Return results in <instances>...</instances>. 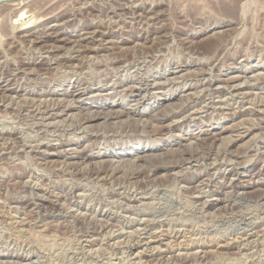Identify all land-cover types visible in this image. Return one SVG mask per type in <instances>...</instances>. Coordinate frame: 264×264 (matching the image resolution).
I'll use <instances>...</instances> for the list:
<instances>
[{"label": "rangeland", "instance_id": "1", "mask_svg": "<svg viewBox=\"0 0 264 264\" xmlns=\"http://www.w3.org/2000/svg\"><path fill=\"white\" fill-rule=\"evenodd\" d=\"M1 12L0 264H264V0Z\"/></svg>", "mask_w": 264, "mask_h": 264}, {"label": "bare ground", "instance_id": "2", "mask_svg": "<svg viewBox=\"0 0 264 264\" xmlns=\"http://www.w3.org/2000/svg\"><path fill=\"white\" fill-rule=\"evenodd\" d=\"M12 3V2H11ZM50 3V2H49ZM53 4V3H52ZM16 5V4H15ZM18 5V4H17ZM20 5V4H19ZM18 5V6H19ZM36 5V4H35ZM84 6V5H83ZM45 7V6H44ZM147 8V7H146ZM150 8V7H149ZM20 10V9H19ZM5 11V10H4ZM7 11V10H6ZM27 11V10H26ZM30 11H31V9H30ZM35 12V10L33 9L32 10V12ZM38 11V10H37ZM40 11V10H39ZM42 11V10H41ZM51 11V10H50ZM33 12V13H34ZM32 13V14H33ZM68 13V12H67ZM0 14H2V12L0 13ZM6 14V13H5ZM5 14H2V15H5ZM8 14V13H7ZM131 14V13H130ZM156 14V13H155ZM34 15V14H33ZM32 15V16H33ZM1 16V15H0ZM40 16V15H39ZM2 17V16H1ZM6 16H4V18H5ZM16 17H19V18H17V20H19V19H21V17L22 16H16ZM35 17V16H34ZM43 17H44V15H43ZM141 17V16H140ZM150 17V16H149ZM3 18V19H4ZM70 19V18H69ZM68 19V20H69ZM88 19V18H87ZM147 19V18H146ZM6 20V19H5ZM9 20H10V18H9ZM14 20H16V19H14ZM28 20H30V21H26L25 23H23L22 24V28L20 27V29L21 30H26L28 27H29V23L32 21L31 20V17L28 19ZM40 20V19H39ZM46 20V19H45ZM65 20V19H64ZM36 21V20H35ZM43 22H44V20H43ZM80 22V21H79ZM8 23V22H7ZM35 23V22H34ZM39 23H40V21H39ZM84 24V23H83ZM140 24V23H139ZM34 25V24H33ZM69 25V24H68ZM1 26H3V25H1ZM0 26V27H1ZM75 26V25H74ZM92 27V26H91ZM50 28V27H49ZM147 28V27H146ZM142 29V28H141ZM35 30V29H34ZM60 30V29H59ZM91 30V29H90ZM84 31V30H83ZM92 31V30H91ZM100 33V32H99ZM43 34H44V32H43ZM85 34L87 35V34H89V35H91V36H89V38H92V37H94V31L93 32H85ZM38 36V35H37ZM37 36H35V38H37ZM39 36H40V34H39ZM43 36V35H42ZM84 36V37H83ZM83 36H81V38H79V39H87L88 37L86 36L85 37V35H83ZM29 37H30V35H29ZM42 38V37H41ZM58 38V37H57ZM43 39V38H42ZM154 39V38H153ZM62 40V38H59V39H56V41H61ZM155 40V39H154ZM12 41V40H11ZM44 41V40H43ZM119 42V41H118ZM8 43V42H7ZM66 43V42H65ZM134 43H135V41H134ZM140 43V42H139ZM19 44V43H18ZM75 44V43H74ZM141 44V43H140ZM143 45V44H142ZM21 46V45H20ZM104 46V45H103ZM9 47V46H8ZM59 47V46H58ZM87 47V46H86ZM97 47V46H96ZM76 48V47H75ZM92 48V47H91ZM95 48V47H94ZM36 49V48H35ZM63 49V48H62ZM71 49V48H70ZM77 49H78V47H77ZM128 49V48H127ZM228 49V48H227ZM66 50V49H65ZM246 50V49H245ZM24 51V50H23ZM64 51V50H63ZM67 54V53H66ZM36 55V54H35ZM49 55V54H48ZM61 55V54H60ZM59 55V56H60ZM79 56V55H78ZM98 56V55H97ZM150 56V55H149ZM88 57H89V55H88ZM198 57V56H197ZM58 58V57H57ZM52 59V58H51ZM47 61V60H46ZM104 61V60H103ZM207 64V63H206ZM213 66V65H212ZM211 66V67H212ZM264 66V65H263ZM141 67V66H140ZM256 67V66H255ZM211 69V68H210ZM206 70V69H205ZM187 71H188V69H187ZM208 72V71H207ZM258 72V71H257ZM200 73V72H199ZM260 73V72H259ZM258 73V74H259ZM257 74V75H258ZM261 74V73H260ZM260 74L258 75V76H260ZM256 75V74H255ZM256 75V76H257ZM188 77V76H187ZM186 77V78H187ZM193 78V77H192ZM233 78V77H232ZM255 78V77H254ZM176 79V78H175ZM209 79V78H208ZM227 79V78H226ZM257 79V78H256ZM263 79V78H262ZM246 80V79H245ZM6 81V80H5ZM161 81V80H160ZM159 81V82H160ZM75 82V81H74ZM154 82V81H153ZM242 82V81H241ZM250 82V81H249ZM243 83V82H242ZM202 84V83H201ZM248 84V83H247ZM113 85V84H112ZM215 85V84H214ZM226 85V84H225ZM262 85V84H261ZM136 86V85H135ZM221 86V85H220ZM129 87V86H128ZM233 87V86H232ZM130 88V87H129ZM168 88V87H167ZM215 88V87H214ZM210 89V88H209ZM117 90V89H116ZM119 90V89H118ZM194 90V89H193ZM197 90V89H196ZM200 90H201V88H200ZM248 90V89H247ZM83 91V90H82ZM151 91V90H150ZM160 91V90H159ZM192 91V90H191ZM76 92H78V91H76ZM193 92V91H192ZM75 93V92H74ZM83 92H79V93H75L74 95H77V96H79V95H81ZM197 93V92H196ZM201 93V92H200ZM232 93H234V92H232ZM237 93V92H236ZM145 94V93H144ZM186 94V93H185ZM195 94V93H194ZM206 94V93H205ZM256 94V93H255ZM254 94V96H256ZM18 95V94H17ZM193 95V94H192ZM197 95V94H196ZM236 95H238V94H236ZM260 95V94H259ZM120 96V95H119ZM238 96H240L241 97V95H238ZM253 96V95H252ZM24 97V96H23ZM82 97V96H81ZM30 98V97H29ZM42 98V97H41ZM77 98V97H76ZM236 98V97H235ZM259 98H260V96H259ZM36 99V98H35ZM71 99V98H70ZM80 99V98H79ZM182 99V98H181ZM222 99V98H221ZM21 100V99H20ZM25 100V99H24ZM44 100V99H43ZM61 100H62V98H61ZM251 100V99H250ZM264 100V99H263ZM71 101V100H70ZM181 101V100H180ZM252 101H253V98H252ZM13 102V101H12ZM62 102V101H61ZM65 102V101H64ZM74 102V101H73ZM191 102V101H190ZM233 102V101H232ZM254 102V101H253ZM160 103V102H159ZM181 103V102H180ZM8 104V103H7ZM22 104V103H21ZM73 104V103H72ZM256 104V103H255ZM259 104V103H258ZM27 105V104H26ZM51 105V104H50ZM57 105V104H56ZM135 105V104H134ZM181 105V104H180ZM6 106V105H5ZM220 106V105H219ZM56 107V106H55ZM243 107V106H242ZM201 108V107H200ZM204 108V107H203ZM116 109V108H115ZM120 109V108H119ZM167 109V108H166ZM241 109V108H240ZM264 109V108H263ZM57 110V109H56ZM96 110V109H95ZM113 110V109H112ZM163 110H165V109H163ZM43 111V110H42ZM117 111V110H116ZM110 112H111V110H110ZM115 112V111H114ZM113 112V113H114ZM159 112V111H158ZM171 112V111H170ZM205 112V111H204ZM28 113V112H27ZM44 113V112H43ZM73 113V112H72ZM82 113V112H81ZM105 113V112H104ZM117 113V112H116ZM122 113V112H121ZM134 113V112H133ZM35 114V113H34ZM49 114V113H48ZM95 114V113H94ZM93 114V115H94ZM189 114V113H188ZM37 115V114H36ZM39 115V114H38ZM55 115V114H54ZM63 115V114H62ZM86 115V114H85ZM92 115V116H93ZM113 115H115V113L113 114ZM35 116V115H34ZM91 116V117H92ZM97 116H100V115H97L96 114V116L94 115L93 117H92V119L93 118H95V117H97ZM105 116V115H104ZM192 116V115H191ZM190 116V117H191ZM70 117V116H69ZM74 117H76V116H74ZM90 117V118H91ZM33 118V117H32ZM66 118V117H65ZM77 118V117H76ZM143 118V117H142ZM244 118V117H243ZM243 118H241V119H243ZM248 117H246V119H247ZM63 119V118H62ZM139 119V118H138ZM183 119V118H182ZM259 119V118H258ZM88 120H89V118H88ZM116 120V119H115ZM125 120V119H124ZM40 121V120H39ZM55 121H56V119H55ZM62 121V120H61ZM67 121V120H66ZM74 121V120H73ZM72 121V122H73ZM83 121V120H82ZM133 121V120H132ZM134 121H137V120H134ZM239 121H241V120H239ZM249 121V120H248ZM46 122V121H45ZM59 122V121H58ZM77 122V121H76ZM102 122V121H101ZM209 122V121H208ZM244 122V121H243ZM258 122V121H257ZM52 123V122H51ZM62 123V122H61ZM70 123V122H69ZM100 123V122H99ZM172 123V122H171ZM240 123H242V122H240ZM35 124V123H34ZM80 124V123H79ZM85 124V123H84ZM103 124V123H102ZM258 124V123H257ZM72 125V124H71ZM156 125V124H155ZM154 125V126H155ZM244 125V124H243ZM31 126H32V124H31ZM67 126V125H66ZM95 126V125H94ZM229 126V125H228ZM145 127V126H144ZM152 127V126H151ZM158 127V126H157ZM77 128V127H76ZM155 128V127H154ZM63 129V128H62ZM234 129V128H233ZM199 130V129H198ZM222 130V129H221ZM243 130V129H242ZM102 131V130H101ZM105 131V130H104ZM249 131V130H248ZM108 132V131H107ZM247 132V131H246ZM71 134V133H70ZM228 135V134H227ZM255 135V134H254ZM253 135V136H254ZM82 136V135H81ZM84 136V135H83ZM198 136V135H197ZM230 136V135H229ZM191 137V136H190ZM220 137H221V135H220ZM223 137V136H222ZM239 137V136H238ZM48 138V137H47ZM50 139V138H49ZM205 139V138H204ZM217 139H219V138H217ZM222 139V138H221ZM35 140V139H34ZM37 140V139H36ZM199 140V139H198ZM228 140V139H227ZM6 141V140H5ZM42 142H43V140H41ZM52 141V140H51ZM189 141V140H188ZM39 142V141H38ZM86 142V141H85ZM89 142V141H88ZM87 142V143H88ZM101 142V141H100ZM223 142V141H222ZM229 142V141H228ZM192 143V142H191ZM246 143V142H245ZM48 144V143H47ZM238 144V143H237ZM87 145V144H86ZM188 145H190V144H188ZM201 145V144H200ZM242 145H246V144H242ZM217 146V145H216ZM222 146V145H221ZM224 146V145H223ZM85 148V147H84ZM174 148V147H173ZM202 148V147H201ZM247 148V147H246ZM198 149V148H197ZM179 150V149H178ZM90 152V151H89ZM117 152V151H116ZM106 153V152H105ZM151 153V152H150ZM191 153V152H190ZM145 154V153H144ZM165 154V153H164ZM233 154V153H232ZM247 154V153H246ZM143 156V155H142ZM155 156V155H154ZM154 156H152V157H154ZM223 157V156H222ZM125 158V157H124ZM129 158V157H128ZM188 158V157H187ZM202 158V157H201ZM215 158V157H214ZM225 158V157H224ZM104 159V158H103ZM135 159V158H134ZM191 159V158H190ZM83 160V159H82ZM101 160V159H100ZM133 160V159H132ZM182 160V159H181ZM199 160V159H198ZM222 160V159H221ZM228 160H229V157H228ZM233 160V159H232ZM57 161V160H56ZM190 161V160H189ZM226 161H227V159H226ZM58 162V161H57ZM109 162V161H108ZM127 162V161H126ZM133 162V161H132ZM131 162V163H132ZM147 162V161H146ZM179 162V161H178ZM184 162V161H183ZM193 162V161H192ZM200 162V161H199ZM213 162V161H212ZM247 162V161H246ZM54 163V162H53ZM68 163V162H67ZM71 163V162H70ZM90 163V162H89ZM100 163V162H99ZM204 163H205V161H204ZM207 163V162H206ZM85 164H87V163H85ZM129 164V163H128ZM195 164V163H194ZM215 164V163H214ZM60 165V164H59ZM62 165H63V163H62ZM93 165V164H92ZM100 165V164H99ZM143 165V164H142ZM189 165V164H188ZM220 165V164H219ZM70 166H71V164H70ZM84 166V165H83ZM187 166V165H186ZM190 166H192V165H190ZM81 167H82V165H81ZM116 167V166H115ZM133 167V166H132ZM170 167V166H169ZM183 167V166H182ZM217 167V166H216ZM88 168V167H87ZM112 168V167H111ZM223 168H224V166H223ZM39 169V168H38ZM77 169V168H76ZM236 169V168H235ZM110 170H112V169H110ZM123 170V169H122ZM121 170V171H122ZM141 170V169H140ZM149 170V169H148ZM190 170V169H189ZM106 172V171H105ZM111 172V171H110ZM151 172V171H150ZM149 172V173H150ZM177 172H179V171H177ZM26 174V173H25ZM163 174V173H162ZM30 175V174H29ZM101 176V175H100ZM260 176V175H259ZM102 177V176H101ZM100 177V178H101ZM181 177V176H180ZM139 179V178H138ZM25 180V179H24ZM26 181H27V179H26ZM31 181V180H30ZM228 181H230V180H228ZM21 182V181H20ZM25 182V181H24ZM27 183H28V181H27ZM228 183V182H227ZM36 184H37V182H36ZM69 184V183H68ZM155 186V185H154ZM43 187V186H42ZM43 189V188H42ZM47 189V188H46ZM82 189V188H81ZM138 189V188H137ZM179 189V188H178ZM140 190V189H139ZM141 191V190H140ZM223 191V190H222ZM136 192V191H135ZM140 193V192H139ZM51 194V193H50ZM59 195V194H58ZM72 195V194H71ZM179 195V194H178ZM41 196V195H40ZM136 196H138V195H136ZM143 196V195H142ZM209 196V195H208ZM239 196V195H238ZM140 197V196H139ZM144 197V196H143ZM194 197V196H193ZM240 197V196H239ZM238 198V197H237ZM238 200V199H237ZM138 201V200H137ZM142 203H143V201H142ZM137 204V203H136ZM145 204V203H144ZM147 204H148V202H147ZM130 205V204H129ZM149 205V204H148ZM202 205V204H201ZM243 205V204H242ZM242 205H241V207H242ZM45 206V205H44ZM150 206V205H149ZM217 206V205H216ZM229 207V206H228ZM121 208V207H120ZM132 208V207H131ZM150 208H151V206H150ZM160 208V207H159ZM181 208V207H180ZM42 210V209H41ZM76 210V209H75ZM139 210V209H138ZM156 210V209H155ZM178 211V210H177ZM230 211V210H229ZM259 211V210H258ZM257 211V212H258ZM93 212V211H92ZM137 212V211H136ZM168 212V211H167ZM184 212V211H183ZM240 212V211H239ZM171 213V212H170ZM229 213V212H228ZM236 213V212H235ZM131 214V213H130ZM140 214H142V213H140ZM222 214V213H221ZM163 215H165V214H163ZM205 215H206V213H205ZM215 215V214H214ZM133 216V215H132ZM170 216V215H169ZM168 216V217H169ZM175 216V215H174ZM211 216V215H210ZM232 216V215H231ZM258 216V215H257ZM137 217V216H136ZM163 217V216H162ZM166 217V216H165ZM167 217V218H168ZM241 217V216H240ZM247 217V216H246ZM256 217V216H255ZM260 217V216H259ZM131 218V217H130ZM160 218V217H159ZM172 218V217H171ZM216 218V217H215ZM227 218V217H226ZM239 218V217H238ZM106 219V218H105ZM141 219V218H140ZM178 219V218H177ZM209 219V218H208ZM213 219V218H212ZM235 219V218H234ZM233 219V220H234ZM241 219V218H240ZM251 219V218H250ZM10 220V219H9ZM19 220H21V219H19ZM137 220V219H136ZM141 220H143V219H141ZM151 220V219H150ZM180 220V219H179ZM178 220V221H179ZM210 220V219H209ZM221 220V219H220ZM227 220V219H226ZM230 220V219H229ZM29 221V220H28ZM121 221V220H120ZM211 221V220H210ZM224 221V220H223ZM250 221V220H249ZM17 222V221H16ZM21 222V221H20ZM143 222V221H142ZM146 222V221H145ZM170 222V221H169ZM219 222V221H218ZM137 223V222H136ZM240 223V222H239ZM27 224V223H26ZM205 224V223H204ZM209 224V223H208ZM15 225V224H14ZM120 225V224H119ZM133 225V224H132ZM206 225V224H205ZM216 225V224H215ZM264 225V224H263ZM160 226V225H159ZM188 226V225H187ZM16 227V226H15ZM120 227V226H119ZM28 228V227H27ZM139 228V227H138ZM143 228V227H142ZM182 228H183V226H182ZM187 228V227H186ZM211 228V227H210ZM125 229V228H124ZM137 229V228H136ZM198 229V228H197ZM204 229V228H203ZM247 229H249V228H247ZM27 230V229H26ZM141 230V229H140ZM259 230V229H258ZM197 231V230H196ZM195 231V232H196ZM207 231V230H206ZM210 231V230H209ZM231 231V230H230ZM122 232V231H121ZM238 232V231H237ZM31 233V232H30ZM99 233V232H98ZM130 233V232H129ZM128 233V234H129ZM132 233V232H131ZM130 233V234H131ZM189 233V232H188ZM248 233V232H247ZM180 234V233H179ZM111 235V234H110ZM138 235V234H137ZM170 235V234H169ZM177 235V234H176ZM202 235V234H201ZM211 235V234H210ZM237 235V234H236ZM250 235V234H249ZM143 236V235H142ZM148 236V235H147ZM193 236V235H192ZM223 236V235H222ZM242 236V235H241ZM140 237V236H139ZM156 237H157V241H166V240H171L172 239V237H170V236H168V235H166V234H161V235H156ZM181 237H184V236H181ZM197 237V236H196ZM240 237V236H239ZM255 237V236H254ZM153 238V237H152ZM169 238V239H168ZM174 238V237H173ZM175 238H180V237H175ZM229 238V237H228ZM236 237H234V239H235ZM241 238H243V237H241ZM106 239V238H105ZM154 239V238H153ZM115 240V239H114ZM131 240V239H130ZM155 240V239H154ZM239 240V239H238ZM94 241V240H93ZM125 241V240H124ZM144 241V240H143ZM110 242V241H109ZM123 242V241H122ZM146 242H151V240L149 239L148 241H146ZM172 242V241H171ZM170 242V243H171ZM108 243V242H107ZM243 243V242H242ZM150 244V243H149ZM178 245H179V247H181V246H183V247H185V248H187L186 246H184V244L183 243H177ZM217 244V243H216ZM218 244H220V243H218ZM90 245V244H89ZM109 245V244H108ZM123 245V244H122ZM141 245V244H140ZM168 245V244H167ZM172 245V244H171ZM113 246V245H112ZM176 245H174V246H172V247H175ZM195 246V245H194ZM222 248L223 247H226V245H220ZM228 246V245H227ZM244 246V245H243ZM251 246H253V245H251ZM108 247H110V246H108ZM121 247V246H120ZM160 247V246H159ZM179 247H177V249L179 248ZM197 249H205V248H207V247H211V246H209V245H197V246H195ZM216 247V246H215ZM218 247V246H217ZM149 248V247H148ZM157 248V247H156ZM219 248V247H218ZM92 249V248H91ZM135 251L138 249V246L136 245L135 246ZM147 249V248H146ZM151 249V248H150ZM188 249V248H187ZM208 249V248H207ZM217 249V248H216ZM236 249V248H235ZM262 249V248H261ZM87 250V249H86ZM94 250V249H93ZM222 250V249H221ZM141 251V250H140ZM87 252V251H86ZM185 252V251H184ZM224 252V251H223ZM134 253H136V254H140V253H138V251L137 252H134ZM192 253V252H191ZM206 253V252H205ZM219 253H220V251H219ZM241 253V252H240ZM263 253V252H262ZM121 254V253H120ZM125 254V253H124ZM186 254H188V253H186ZM247 254V253H246ZM245 254V255H246ZM260 255V254H259ZM187 256V255H186ZM233 256V255H232ZM241 257H242V255H240ZM261 257V256H260ZM215 258V257H214ZM219 258V257H218ZM226 258V257H225ZM251 258V257H250ZM126 259V258H125ZM235 259V258H234ZM13 260V259H12ZM132 260V259H131ZM227 260V259H226ZM230 260V259H229ZM232 260V259H231ZM257 260V259H256ZM255 260V261H256ZM191 261V260H190ZM216 261V260H215ZM254 261V260H253ZM9 262V261H8ZM10 262H11V260H10ZM18 262V261H17ZM117 262V261H116ZM139 262V261H138ZM220 262H221V260H220ZM15 263V262H14ZM23 263V262H22ZM26 263V262H25ZM153 263V262H152ZM160 263V262H159ZM177 263V262H176ZM242 263V262H241ZM261 263V262H260ZM259 263V264H260ZM24 264V263H23ZM127 264V263H126ZM145 264V263H144ZM172 264V263H171ZM175 264V263H174ZM193 264V263H192ZM244 264V263H243Z\"/></svg>", "mask_w": 264, "mask_h": 264}]
</instances>
